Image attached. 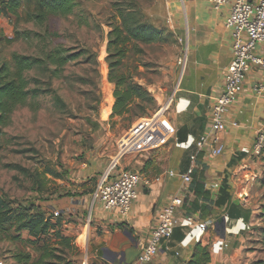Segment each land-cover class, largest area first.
Listing matches in <instances>:
<instances>
[{
  "label": "crops",
  "instance_id": "crops-1",
  "mask_svg": "<svg viewBox=\"0 0 264 264\" xmlns=\"http://www.w3.org/2000/svg\"><path fill=\"white\" fill-rule=\"evenodd\" d=\"M163 2L168 16L166 32L176 39L175 48L180 45L179 53L184 50L178 76L175 61L167 73L173 77L172 85L155 84L156 110L169 102L167 122L161 123V115L147 120L150 130L157 132L140 143L138 129L135 145L123 146L132 152L125 153L118 163L120 168L141 173L150 184H140L126 215L98 202L92 206V186L80 195L57 196L39 205L52 218L55 212L62 214V233L73 237L77 248V239L85 244L87 237V264H133L159 212L179 196L184 204L174 213L172 236L145 264H186L199 242L210 251L209 264H248L249 239L262 220V198L256 186L264 165V151L259 156L252 153L256 131L264 120V93L254 94L251 86L263 79L264 70L250 65L243 90L222 116L224 128L213 133L209 113L232 59L233 38L226 26L229 4L216 9L212 0ZM159 32L155 42L160 41ZM255 52L264 58V41L257 44ZM202 136L206 141L199 148L196 142ZM216 145L222 146L219 154L211 152ZM191 165V182L187 183L183 174ZM68 199L75 206H70ZM85 213L90 216L83 224Z\"/></svg>",
  "mask_w": 264,
  "mask_h": 264
},
{
  "label": "rangeland",
  "instance_id": "rangeland-1",
  "mask_svg": "<svg viewBox=\"0 0 264 264\" xmlns=\"http://www.w3.org/2000/svg\"><path fill=\"white\" fill-rule=\"evenodd\" d=\"M76 3L69 15L51 17L42 24L29 18V13L35 10L33 2L23 1L15 14H0V69L13 71L15 55L45 59L54 48L76 55L61 67L45 61L27 71L28 88L38 89V93L28 96L25 104L10 114L7 124L0 126V195L14 203L39 204L66 193L80 195L95 187L119 151L132 152L123 146L135 145L141 135L137 137L134 133L147 120L161 115V123L166 122L169 102L165 108L156 110L155 84L172 85L173 77L167 73L175 61L178 76L184 50L179 53L180 45L175 48L176 39L166 32L168 16L163 0H76ZM122 13H132L134 20L157 27L161 38L151 43L130 39L122 45L125 57L111 71L112 77H126L127 82L141 86L154 98L133 106L131 114L111 117L116 84L109 80L107 57L115 52V45H109L114 41L115 28L121 27ZM174 50L177 55H168ZM135 114L139 116L132 117ZM148 128L152 137L157 131ZM132 134L131 138H125ZM144 137L138 138V142L148 139ZM46 169L59 176L45 173ZM261 179L262 176L256 190L262 198L259 228H264ZM37 182H43L42 192L36 189ZM68 204L75 206L70 199ZM87 209L90 213L89 203ZM82 219L85 224L89 215ZM27 238L21 232L19 240H0V261L17 264L13 257L16 252L33 249ZM86 241L83 244L77 239L80 246L77 258L81 264L86 258ZM249 250L248 264L264 261V233L258 228L250 236Z\"/></svg>",
  "mask_w": 264,
  "mask_h": 264
},
{
  "label": "trees",
  "instance_id": "trees-1",
  "mask_svg": "<svg viewBox=\"0 0 264 264\" xmlns=\"http://www.w3.org/2000/svg\"><path fill=\"white\" fill-rule=\"evenodd\" d=\"M23 1L34 3L35 10L29 13V18L38 24H42L51 17L69 15L77 4L76 0H1L0 14H15ZM121 20V27L115 28L114 41L109 45V47L112 44L115 45V52L107 57L110 68L109 80L116 84L111 117L131 114L133 106H139L141 101H151L152 98L141 86L127 82L126 77H112L111 71L120 65L125 57L122 45H126L130 39L151 43L160 34L154 26L134 20L132 13H122ZM75 56V53H67L66 49L54 48L45 59L15 55L14 70L11 72L5 70L4 67L1 68L0 126L7 124L10 114L17 107L24 105L28 96H35L38 93V89L28 88V80L25 77L27 71L40 67L45 61L50 65L61 67L73 60ZM111 98L113 100L112 94ZM138 116L135 114L132 117ZM45 173L59 176V173L51 169H46ZM260 183L264 186V171ZM37 184L39 185L36 189L42 192L43 182H37ZM193 188H197V183ZM67 195L69 194H64V196ZM64 220L61 213L54 218L52 215H47L42 206L33 201L23 205L0 195V240H19L20 233L27 232V242L33 246L30 251L20 250L13 255L17 264H81L77 258L79 253L77 246L73 244V237L62 233ZM257 228L264 233V228ZM210 259L207 245L199 242L195 245L192 256L186 264H209ZM253 264H264V261Z\"/></svg>",
  "mask_w": 264,
  "mask_h": 264
},
{
  "label": "built area",
  "instance_id": "built-area-1",
  "mask_svg": "<svg viewBox=\"0 0 264 264\" xmlns=\"http://www.w3.org/2000/svg\"><path fill=\"white\" fill-rule=\"evenodd\" d=\"M212 1L216 9L223 4H229L226 26L231 29L233 38L232 59L225 69L222 90L214 98L209 113L211 130L215 133L224 128L222 116L243 90L244 77L250 65H257L264 70V58L255 52L257 44L264 41V0ZM251 91L256 95L264 93V77L251 86ZM149 126L147 123L141 126L137 135H142L141 138L145 135L149 139L151 137V134H148ZM205 141L206 137L199 138L196 142L197 147H202ZM263 151L264 120L256 131L252 145L254 155L259 156ZM211 152L213 154L221 153L222 146H212ZM124 154L119 151L99 176L91 194L92 206L98 202L106 209H115L120 214L126 215L138 196L140 184H150V180L142 176L141 173L118 166V161ZM192 172L193 166L191 165L183 174L184 182H191ZM183 204V199L177 196L162 208L147 243L144 244L133 264H145L152 260L161 244L171 238L176 225L174 213L177 209H181ZM57 215L58 212H55L54 216ZM186 220L191 221V217L186 216ZM0 264H4V262L0 261ZM82 264H87V261H83Z\"/></svg>",
  "mask_w": 264,
  "mask_h": 264
}]
</instances>
